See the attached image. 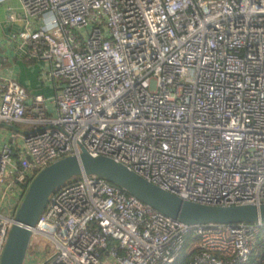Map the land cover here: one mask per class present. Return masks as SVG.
Listing matches in <instances>:
<instances>
[{"label": "built area", "instance_id": "obj_1", "mask_svg": "<svg viewBox=\"0 0 264 264\" xmlns=\"http://www.w3.org/2000/svg\"><path fill=\"white\" fill-rule=\"evenodd\" d=\"M18 2L39 26L16 38L60 85L47 119L42 96L0 84V124L35 127L0 146L10 214L37 173L82 148L190 202L264 203V0ZM12 223L0 212V258ZM262 229L186 226L91 175L50 196L29 247L49 242L40 264H175L191 237L189 264H246Z\"/></svg>", "mask_w": 264, "mask_h": 264}, {"label": "water", "instance_id": "obj_2", "mask_svg": "<svg viewBox=\"0 0 264 264\" xmlns=\"http://www.w3.org/2000/svg\"><path fill=\"white\" fill-rule=\"evenodd\" d=\"M91 175L104 179L156 212L186 226L264 223V203L211 206L190 202L151 184L122 164L105 156H91L82 148L78 156L60 159L41 170L27 185L15 210L0 264H23L31 229L50 196L72 178Z\"/></svg>", "mask_w": 264, "mask_h": 264}, {"label": "crops", "instance_id": "obj_3", "mask_svg": "<svg viewBox=\"0 0 264 264\" xmlns=\"http://www.w3.org/2000/svg\"><path fill=\"white\" fill-rule=\"evenodd\" d=\"M8 9L19 18L10 22L7 19ZM18 0H11L0 6V84L6 76L11 75L26 90L28 96H42L47 102L46 118L56 116L53 101L60 85L59 80H54L47 75V66L44 61L30 59L26 54V47L16 36L26 28L35 29L39 25H26ZM31 105V100L27 102ZM35 127L27 123L16 125L0 124V146L6 143L20 144L21 139L33 132Z\"/></svg>", "mask_w": 264, "mask_h": 264}, {"label": "rangeland", "instance_id": "obj_4", "mask_svg": "<svg viewBox=\"0 0 264 264\" xmlns=\"http://www.w3.org/2000/svg\"><path fill=\"white\" fill-rule=\"evenodd\" d=\"M70 156H73V155H68V156H65L64 158L70 157ZM79 178H80V176L74 177L71 180H69L66 184H72V183L78 181ZM8 184H11V191H14V189H16L15 184H13L11 182H7V185ZM26 190H25V192H26ZM10 208H11V203L9 202V200L0 201V212L5 214V215H10L11 217H14L15 211H13L10 214ZM49 253H50L49 242H47L43 239H40V241L35 242L34 244H32L29 247L28 253L25 256L23 264H40V263H42V261L46 260Z\"/></svg>", "mask_w": 264, "mask_h": 264}, {"label": "trees", "instance_id": "obj_5", "mask_svg": "<svg viewBox=\"0 0 264 264\" xmlns=\"http://www.w3.org/2000/svg\"><path fill=\"white\" fill-rule=\"evenodd\" d=\"M194 241V239L188 237L185 246L180 252L175 264H189L190 258L194 253V249L192 248ZM246 264H264V229L261 231L259 243L251 252L249 260Z\"/></svg>", "mask_w": 264, "mask_h": 264}]
</instances>
